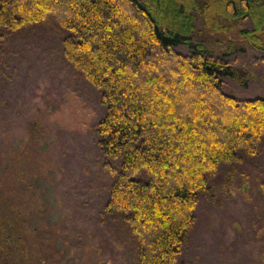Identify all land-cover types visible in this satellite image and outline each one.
<instances>
[{
  "label": "trees",
  "instance_id": "1",
  "mask_svg": "<svg viewBox=\"0 0 264 264\" xmlns=\"http://www.w3.org/2000/svg\"><path fill=\"white\" fill-rule=\"evenodd\" d=\"M49 20L65 61L105 106L92 126L110 176L105 230L129 264H179L201 199L232 198L242 177L228 169L215 179L221 167L264 150V97L225 88H245L252 65L264 73V55L229 58L240 41L264 53V0H0V61ZM220 36L225 49L210 47ZM38 135L30 127L28 152L11 159L9 187L28 178L17 167L36 163Z\"/></svg>",
  "mask_w": 264,
  "mask_h": 264
},
{
  "label": "rangeland",
  "instance_id": "2",
  "mask_svg": "<svg viewBox=\"0 0 264 264\" xmlns=\"http://www.w3.org/2000/svg\"><path fill=\"white\" fill-rule=\"evenodd\" d=\"M55 28L49 20L27 31L24 39L12 40L0 61V234L11 221L18 259L23 247L28 258L41 247L45 264H129L132 258L126 260L112 242L100 216L110 176L92 126L105 106L98 90L65 61L59 37L51 36ZM230 37L237 40L235 34ZM219 38L207 40L209 46L225 49L227 40ZM240 42L229 56L235 63L264 55ZM251 68L245 88L226 80V91L264 97V73L259 66ZM30 127L39 132L38 158L21 162L32 164L27 169L34 176L29 181L27 169L18 166L29 179L13 189L7 179L15 171L11 159L26 147ZM228 169L242 176L232 187L233 197L201 199L192 241L179 264H264V150L242 163L223 165L215 179Z\"/></svg>",
  "mask_w": 264,
  "mask_h": 264
},
{
  "label": "flooded vegetation",
  "instance_id": "3",
  "mask_svg": "<svg viewBox=\"0 0 264 264\" xmlns=\"http://www.w3.org/2000/svg\"><path fill=\"white\" fill-rule=\"evenodd\" d=\"M8 225V226H7ZM5 226V225H3ZM12 223L11 221L8 222V224H6L5 227V231L4 234H0V260L3 258H6L7 260L4 261H0V264H27L26 260L31 264H45V252L44 249H42L40 247V251H36L35 256H33V258L30 256L28 258V255H25V251L26 249H24V247L22 248L21 251V256L18 259L17 255L18 254H14V250L17 248V245L13 244V235L12 232L14 230V228L11 227ZM0 232H3L0 228ZM41 254V256L39 255ZM54 256H56V252L54 251L53 254V258ZM50 258V256H48ZM55 259V258H54Z\"/></svg>",
  "mask_w": 264,
  "mask_h": 264
}]
</instances>
